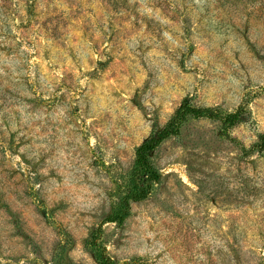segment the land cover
Instances as JSON below:
<instances>
[{"label": "rangeland", "instance_id": "obj_1", "mask_svg": "<svg viewBox=\"0 0 264 264\" xmlns=\"http://www.w3.org/2000/svg\"><path fill=\"white\" fill-rule=\"evenodd\" d=\"M184 101L246 119L188 118L107 223ZM261 135L264 0H0V264H264Z\"/></svg>", "mask_w": 264, "mask_h": 264}, {"label": "trees", "instance_id": "obj_2", "mask_svg": "<svg viewBox=\"0 0 264 264\" xmlns=\"http://www.w3.org/2000/svg\"><path fill=\"white\" fill-rule=\"evenodd\" d=\"M188 118L216 120L221 123L225 131H229L243 123L246 116L241 110L234 113H222L211 108L197 107L189 101H184L171 121L162 130L151 135L137 149L133 173L126 181L124 190L120 191L116 208L106 220L107 223L122 225L130 216L131 204L147 199L153 185L161 179V174L152 161L153 153L165 139L178 135L182 124ZM250 152H264V135L259 136L258 143L252 147ZM95 241L92 242L91 247L98 264H113L110 259L106 258Z\"/></svg>", "mask_w": 264, "mask_h": 264}]
</instances>
